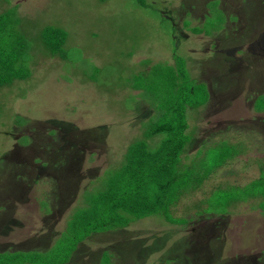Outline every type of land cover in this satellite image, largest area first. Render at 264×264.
<instances>
[{"label": "rangeland", "instance_id": "1", "mask_svg": "<svg viewBox=\"0 0 264 264\" xmlns=\"http://www.w3.org/2000/svg\"><path fill=\"white\" fill-rule=\"evenodd\" d=\"M3 12L30 43V75L0 86V264H110L104 251L111 264H264V0H0ZM45 27L66 33L57 55ZM176 57L208 93L187 109L182 162L221 144L223 164L173 209L186 224L149 216L70 252L73 215L153 113L131 84Z\"/></svg>", "mask_w": 264, "mask_h": 264}, {"label": "trees", "instance_id": "2", "mask_svg": "<svg viewBox=\"0 0 264 264\" xmlns=\"http://www.w3.org/2000/svg\"><path fill=\"white\" fill-rule=\"evenodd\" d=\"M13 16L9 12L0 14V86L24 80L30 75V43L20 32L18 20ZM193 31L198 32L199 28ZM65 38L66 33L60 28L45 27L40 33L41 43L52 55L59 54ZM176 58L171 67L163 70L161 79L141 77L131 84V89L143 92V100L153 113L143 126L142 139L133 141L126 148L120 167L105 172L101 188L91 194L92 199L85 208L72 216L68 224L70 252L90 234L127 228L149 216L158 215L171 225L186 224L191 218L174 216L173 209L223 164L221 154L225 146L221 144L202 146L189 162H182L190 141L187 109L203 106L208 93L204 82L189 76L183 66L185 60ZM158 136H161L159 141ZM205 149L206 155L199 157ZM259 178L263 183V173ZM249 184L242 189L255 188L254 181ZM223 187L224 183H220L212 189L214 199L220 196L215 195L216 191L223 190ZM197 206L194 202L184 213ZM102 255H106L105 263L111 264V253L104 251Z\"/></svg>", "mask_w": 264, "mask_h": 264}]
</instances>
